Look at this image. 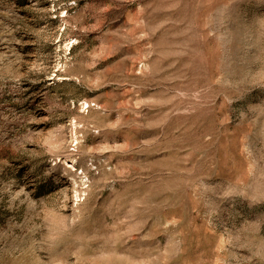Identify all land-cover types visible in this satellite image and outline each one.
Segmentation results:
<instances>
[{"label": "rangeland", "instance_id": "obj_1", "mask_svg": "<svg viewBox=\"0 0 264 264\" xmlns=\"http://www.w3.org/2000/svg\"><path fill=\"white\" fill-rule=\"evenodd\" d=\"M0 264H264V0H0Z\"/></svg>", "mask_w": 264, "mask_h": 264}]
</instances>
